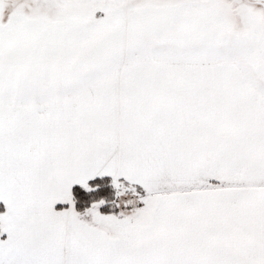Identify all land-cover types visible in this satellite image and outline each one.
<instances>
[{"label": "snow or ice", "instance_id": "snow-or-ice-1", "mask_svg": "<svg viewBox=\"0 0 264 264\" xmlns=\"http://www.w3.org/2000/svg\"><path fill=\"white\" fill-rule=\"evenodd\" d=\"M0 264H264V0H0Z\"/></svg>", "mask_w": 264, "mask_h": 264}]
</instances>
